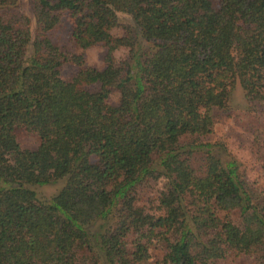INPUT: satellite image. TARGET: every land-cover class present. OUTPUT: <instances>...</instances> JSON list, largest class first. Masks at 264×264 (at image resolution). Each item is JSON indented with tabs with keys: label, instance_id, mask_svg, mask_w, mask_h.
Segmentation results:
<instances>
[{
	"label": "trees",
	"instance_id": "16d2710c",
	"mask_svg": "<svg viewBox=\"0 0 264 264\" xmlns=\"http://www.w3.org/2000/svg\"><path fill=\"white\" fill-rule=\"evenodd\" d=\"M16 6L0 0V264H211L230 253L264 264V190L214 144L180 143L211 131L236 82L264 101V0H38L32 42L8 15ZM118 12L138 31L114 37ZM59 13L77 47L105 48L102 69L52 44ZM63 62L80 67L69 80ZM17 129L37 147L22 148ZM193 149L206 153L201 173ZM64 177L46 199L28 187ZM158 179L149 204L139 191Z\"/></svg>",
	"mask_w": 264,
	"mask_h": 264
},
{
	"label": "rangeland",
	"instance_id": "374dc122",
	"mask_svg": "<svg viewBox=\"0 0 264 264\" xmlns=\"http://www.w3.org/2000/svg\"><path fill=\"white\" fill-rule=\"evenodd\" d=\"M38 0H17V6L10 9L8 15L18 21L20 27L26 28L32 42L39 33L36 23V8ZM213 7H218L219 0H211ZM121 26L111 30L114 37L123 34L122 25H132L137 31V27L131 16L118 12ZM46 36L58 51L70 54H82L84 65L102 69L104 67L103 56L105 48L95 45L87 49H80L71 39V24L66 13H59L57 24L47 31ZM140 46L149 50L151 44L139 38ZM30 51V49H29ZM128 55V48L121 47L114 51L116 60H123ZM80 67L73 63L63 62L59 67L60 77L69 80L79 71ZM93 88V87H91ZM119 98L117 91L112 90L109 100L116 104ZM213 123L211 131L205 134H187L181 137L180 143L214 144V152L222 160L233 159L237 163L238 173L248 185L255 191L264 190V101L258 99H247L243 88L236 82L231 89V94L227 105L224 108H213ZM16 139L20 146L25 149H34L39 143V138L32 132L23 129L16 130ZM189 163L198 172H203L206 165V153L202 149H193L189 155ZM67 177L44 184L28 185L36 195L46 199L57 192L66 184ZM165 185L164 179L150 180L143 185L139 191V196L145 197L149 204ZM236 222L240 221L234 215ZM78 255H85V252L76 248ZM151 262L161 256V250L157 247L151 249ZM211 264H261L258 257L249 255H234L230 253L226 258L219 259Z\"/></svg>",
	"mask_w": 264,
	"mask_h": 264
}]
</instances>
